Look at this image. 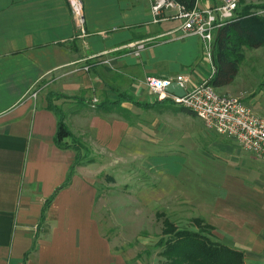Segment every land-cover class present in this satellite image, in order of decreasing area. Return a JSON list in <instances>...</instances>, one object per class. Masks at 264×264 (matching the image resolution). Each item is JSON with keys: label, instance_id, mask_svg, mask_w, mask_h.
<instances>
[{"label": "crops", "instance_id": "1", "mask_svg": "<svg viewBox=\"0 0 264 264\" xmlns=\"http://www.w3.org/2000/svg\"><path fill=\"white\" fill-rule=\"evenodd\" d=\"M81 1L86 35L76 30L69 0H0V264H146L113 246L101 228L97 189L88 179L92 162L75 166L41 220L46 199L75 158L73 148L54 141L58 115L47 108L46 95L71 97L53 100L65 123L81 141L107 148L114 167L118 155L111 151L124 140L144 139L132 122L140 117L138 109L156 114L155 125L165 118L163 105L145 108L119 100L121 95L152 102L147 76L182 73L191 84L214 72L198 36L170 33L176 20L151 22L149 0ZM141 40L145 48L135 55L131 44ZM251 52L244 48L243 60ZM230 86L218 89L234 95ZM90 94L96 95L93 104ZM159 158L165 156H153L148 164L161 169L165 161ZM189 165L182 161L175 173L159 179L166 186L161 198L168 192L180 199L214 227L215 240L243 251L244 264H264V214L228 204L218 185L209 186Z\"/></svg>", "mask_w": 264, "mask_h": 264}, {"label": "rangeland", "instance_id": "2", "mask_svg": "<svg viewBox=\"0 0 264 264\" xmlns=\"http://www.w3.org/2000/svg\"><path fill=\"white\" fill-rule=\"evenodd\" d=\"M249 1L264 3V0H246ZM257 11L262 12L259 8ZM248 51L254 54L239 64L230 93L240 97L254 113L264 118V45L248 48ZM216 90L224 92L220 88ZM95 96L90 94L86 98L93 104ZM160 107L165 118L157 125L152 123L153 117H158L156 112L152 111L155 116L149 117L138 109L140 117L135 116L132 122L137 135L144 139L124 140L118 149L111 151L114 156L118 155V164L114 167L107 148L98 146L96 151L95 144L82 141L90 150L88 159H91L92 167L88 179L97 189L94 208L101 228L113 246L127 251L129 256L134 254L146 264H159L161 260L159 248L154 246L161 235L163 220V216L157 217V212H163L179 227H192L191 218L195 217L192 214L196 212L183 206L180 199L171 197L168 192L162 198L160 195L166 186L165 180L159 179L164 174L169 175L170 171L175 173L182 161L190 164L195 176H206L209 186L216 183L228 204L264 214V209L260 211V205L264 206L262 159L243 149L232 138L206 129L201 119L185 113L179 106L166 104ZM160 154L165 156L159 158L165 161L161 169L158 165L148 164L153 156ZM171 188L172 185L169 190Z\"/></svg>", "mask_w": 264, "mask_h": 264}, {"label": "trees", "instance_id": "3", "mask_svg": "<svg viewBox=\"0 0 264 264\" xmlns=\"http://www.w3.org/2000/svg\"><path fill=\"white\" fill-rule=\"evenodd\" d=\"M239 5H242L240 9ZM258 8L262 12L259 13ZM236 15V19L227 22L217 30L214 38L212 49L214 72L209 78V83L215 88L233 81L238 73L239 64L244 58V48H257L264 45V3L253 4L251 1L238 0ZM61 97L71 98L55 92H48L46 95L47 108L58 115L54 141L60 148H73L75 158L64 182L46 199L42 207L41 220L57 191L70 182L75 166L91 160L88 159L89 149L79 137L72 134L64 121L63 111L53 101ZM123 98H128L145 108L166 104L175 105L169 98H156L152 102H147L134 100L132 96L123 94L119 100ZM179 107L185 113L195 115L190 109ZM156 215L163 216L161 235L154 243V246L159 248L158 255L161 258L159 264H244L243 251L215 240L212 232L214 227L202 217H192V227L189 228L179 227L163 212H157Z\"/></svg>", "mask_w": 264, "mask_h": 264}, {"label": "built area", "instance_id": "4", "mask_svg": "<svg viewBox=\"0 0 264 264\" xmlns=\"http://www.w3.org/2000/svg\"><path fill=\"white\" fill-rule=\"evenodd\" d=\"M69 3L76 30L86 35L82 1L69 0ZM149 3L152 23L178 21L179 25L169 32L178 31L179 37L198 36L211 63L217 30L237 18L238 0H214L207 5L201 0H149ZM131 46L133 53L138 55L145 48V42L136 41ZM188 80L185 74L178 73L167 77L147 76L144 82L155 99L169 98L175 105L190 109L203 121L206 129L232 138L264 162V118L254 113L240 97L218 92L209 83V78L191 84ZM172 82L184 88L183 95L165 90Z\"/></svg>", "mask_w": 264, "mask_h": 264}, {"label": "water", "instance_id": "5", "mask_svg": "<svg viewBox=\"0 0 264 264\" xmlns=\"http://www.w3.org/2000/svg\"><path fill=\"white\" fill-rule=\"evenodd\" d=\"M165 90L170 93H175L176 95H183L185 92L184 88L176 82H172L169 85H167L165 87Z\"/></svg>", "mask_w": 264, "mask_h": 264}, {"label": "bare ground", "instance_id": "6", "mask_svg": "<svg viewBox=\"0 0 264 264\" xmlns=\"http://www.w3.org/2000/svg\"><path fill=\"white\" fill-rule=\"evenodd\" d=\"M92 105V104H91ZM93 106V105H92Z\"/></svg>", "mask_w": 264, "mask_h": 264}]
</instances>
